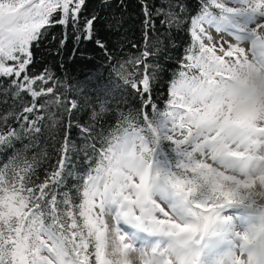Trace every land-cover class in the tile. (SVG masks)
Segmentation results:
<instances>
[{
    "label": "snow or ice",
    "instance_id": "snow-or-ice-1",
    "mask_svg": "<svg viewBox=\"0 0 264 264\" xmlns=\"http://www.w3.org/2000/svg\"><path fill=\"white\" fill-rule=\"evenodd\" d=\"M85 8L86 0H0V77L12 78L17 96L31 94L24 113L44 107L35 103L44 94L33 89L36 79H52L27 74L31 49L48 28L65 29L62 47L70 27L76 49L94 41L107 51L95 38L98 17H84ZM209 28L236 42L206 45ZM191 34L198 49L181 62L165 110L152 100L158 65L148 62L150 48L128 62L129 69H114L141 107L136 116H122L98 150L92 145L99 158L82 184L67 186L76 176L67 131L59 160L42 180L35 158L29 162L19 153L11 158V176L9 165L0 170V264H208L202 256L210 250L220 254L214 264H264V209L250 191L257 179L264 184V124L255 113L234 112L228 84L235 67H243L241 57L264 60V0H209L192 19ZM245 42L249 47L241 46ZM49 103H60L59 97ZM17 120L21 131L0 132V145L41 133L27 115ZM240 207L250 216L237 230L227 210Z\"/></svg>",
    "mask_w": 264,
    "mask_h": 264
},
{
    "label": "trees",
    "instance_id": "trees-1",
    "mask_svg": "<svg viewBox=\"0 0 264 264\" xmlns=\"http://www.w3.org/2000/svg\"><path fill=\"white\" fill-rule=\"evenodd\" d=\"M207 3L209 0H86L83 16L98 17L95 38L103 41L107 51L97 47L94 41L76 49L70 27L67 43L62 47L60 41L65 29L59 25L48 28L44 38L34 43L33 62L27 68L32 78L44 75L47 80L49 73L52 76L47 83L36 79L32 85L36 91L43 90L44 94L35 103L44 107H38L32 114L24 113V108L33 104L31 94L20 91L17 96L16 89L9 86L12 78L0 77V132L9 127L21 131L17 117L23 115L41 127V133L29 134L22 141H14L11 147L0 145V170L9 165L7 172L11 176L15 163L10 162L11 158L19 153L29 162L35 158V172L42 180L59 160L57 149L64 144L67 131L76 173L68 178L67 186L82 184L80 177L99 158L92 145L98 150L111 139L122 116L130 113L136 116L141 107V98L123 85L114 69L120 64L129 69L128 62L150 48L154 55L148 62L158 65L152 100L159 110H165L171 98V82L184 70L181 62L188 63L189 49L193 53L198 49L191 34L192 19L201 14ZM209 10L218 11L214 7ZM149 19L150 23L146 24ZM7 64L14 66L15 62ZM48 87H53V93H47ZM57 97L60 103H49ZM72 103L77 108L72 109ZM145 110L151 113L150 106ZM139 119L137 116V122ZM81 127L90 131L83 133ZM72 195L75 203H79L80 196L75 190ZM89 251H93L91 245Z\"/></svg>",
    "mask_w": 264,
    "mask_h": 264
},
{
    "label": "clouds",
    "instance_id": "clouds-1",
    "mask_svg": "<svg viewBox=\"0 0 264 264\" xmlns=\"http://www.w3.org/2000/svg\"><path fill=\"white\" fill-rule=\"evenodd\" d=\"M241 64L243 67L236 66L234 79L228 82L233 110L241 114L255 113L258 123L264 124V60L249 55L246 60L241 57ZM250 191L256 205L264 209V184L257 179Z\"/></svg>",
    "mask_w": 264,
    "mask_h": 264
},
{
    "label": "rangeland",
    "instance_id": "rangeland-1",
    "mask_svg": "<svg viewBox=\"0 0 264 264\" xmlns=\"http://www.w3.org/2000/svg\"><path fill=\"white\" fill-rule=\"evenodd\" d=\"M218 13V11H217ZM208 35L212 37V40L209 41L205 38L204 42L206 45L208 44H216L217 48H219V45L223 43L224 41H228L231 43H235L236 41L234 40L233 37L228 36L226 33H218L214 28H209L208 29ZM247 43H243L241 46H244L247 48ZM226 47V45H225ZM249 47V45H248ZM218 55H222L221 52L217 51ZM227 59V57H226ZM207 163L213 164V167H217L216 164H214L210 159L206 161ZM166 207V206H165ZM227 214L230 216H233L234 223L236 224L235 228L237 230L243 229L246 227L248 221H249V216H250V210L245 209L243 207L240 208H231L227 210ZM111 219V218H110ZM114 221L110 220V224L112 225ZM219 253H215L214 250H210L206 252L203 256L202 259L208 262V264H214V262L219 258Z\"/></svg>",
    "mask_w": 264,
    "mask_h": 264
},
{
    "label": "bare ground",
    "instance_id": "bare-ground-1",
    "mask_svg": "<svg viewBox=\"0 0 264 264\" xmlns=\"http://www.w3.org/2000/svg\"><path fill=\"white\" fill-rule=\"evenodd\" d=\"M247 47H248V45H247ZM106 220H107V222L109 223V225L111 226V224H110V220H111V219L106 217ZM232 224H233L234 227L236 226V224L234 223V221H232Z\"/></svg>",
    "mask_w": 264,
    "mask_h": 264
}]
</instances>
